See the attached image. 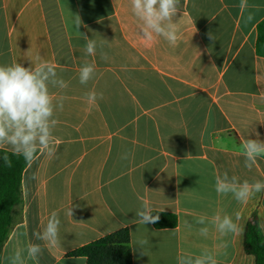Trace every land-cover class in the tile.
Listing matches in <instances>:
<instances>
[{
  "label": "crops",
  "instance_id": "1",
  "mask_svg": "<svg viewBox=\"0 0 264 264\" xmlns=\"http://www.w3.org/2000/svg\"><path fill=\"white\" fill-rule=\"evenodd\" d=\"M75 15L81 33L98 45L107 40L95 55L84 52ZM263 19L264 0H181L173 19L179 39L171 45L160 36L141 38L130 0H0V65L49 62L68 85L50 89L66 97L55 112L57 152L25 167L0 264H11L18 249L25 264H86L69 253L123 228L133 264H178V256L205 250L218 264H255L244 231L255 218L264 239V191L241 203L217 194L215 177L226 171L241 183L264 181V155L252 169L242 155L244 140L258 132L264 141V57L256 52ZM86 62L95 75L82 85ZM90 91L102 98L89 104ZM145 201L152 211L176 214L178 225L137 223ZM53 211L59 244L50 247L34 233ZM217 213L240 231L221 236L208 223ZM205 226L207 236L199 232ZM29 243L42 248L37 260L27 258Z\"/></svg>",
  "mask_w": 264,
  "mask_h": 264
},
{
  "label": "clouds",
  "instance_id": "2",
  "mask_svg": "<svg viewBox=\"0 0 264 264\" xmlns=\"http://www.w3.org/2000/svg\"><path fill=\"white\" fill-rule=\"evenodd\" d=\"M131 9L135 17L142 23L139 25V35L145 42H151L155 36L163 37L171 45H175L179 39L177 24L173 22L174 17L181 10V0H130ZM82 19L79 15L74 16V26L79 37L85 41L84 52L91 56L95 55L98 46L103 47L107 40H102L99 45L95 39H90L79 31ZM86 28L87 25H84ZM210 38L212 36L209 33ZM213 39V38H212ZM101 58L107 60V54L101 52ZM95 75V65L85 63L79 69V82L85 85ZM67 83L59 78L56 67L49 62H40L28 67L21 63L11 65H0V146H8L14 155L23 156L29 164L39 158V155L54 157L57 152V141L54 137V129L58 124L55 118L56 110H63L65 96L54 97L51 88L66 89ZM102 94L90 91L86 94L89 104H94ZM248 138L242 143V155L245 167L252 169L257 165V158L264 155V141L259 138ZM127 159V155L122 157ZM7 161V157H5ZM215 190L217 194H229L241 203H246L256 193L264 191V181L256 180L242 183L233 175L229 177L225 171L222 175L215 177ZM66 215L73 216V206L68 208ZM137 223L149 224L159 221V214L154 215L152 207L145 201L141 209L136 212ZM239 221L240 214H235ZM205 216H200L197 223L205 225ZM221 236L240 231L237 222L229 215L221 216L215 214L208 220ZM185 226L191 228V224L185 221ZM60 219L58 213L53 211L41 232L34 233L38 240L44 241L47 246L54 247L59 244ZM175 231V229H173ZM199 232L207 236L209 228L201 227ZM140 245L147 243L141 240ZM141 255H144L142 248ZM27 258L37 260L42 253L39 244L29 243L27 246ZM178 264H218L215 256L208 250L197 256H178ZM11 264H25L22 250H17L11 257Z\"/></svg>",
  "mask_w": 264,
  "mask_h": 264
},
{
  "label": "trees",
  "instance_id": "3",
  "mask_svg": "<svg viewBox=\"0 0 264 264\" xmlns=\"http://www.w3.org/2000/svg\"><path fill=\"white\" fill-rule=\"evenodd\" d=\"M257 32L256 52L264 57V19L259 23ZM28 164L23 156L0 149V262L2 247L14 222L15 208L22 202V174ZM153 214L160 216L158 222L152 223L156 229L175 228L178 225V217L174 213L153 210ZM244 249L254 256L255 264H264V239L255 218L245 227ZM69 254L85 257L86 264H133L130 232L127 228L119 229Z\"/></svg>",
  "mask_w": 264,
  "mask_h": 264
}]
</instances>
